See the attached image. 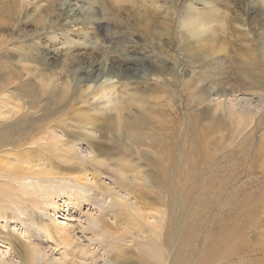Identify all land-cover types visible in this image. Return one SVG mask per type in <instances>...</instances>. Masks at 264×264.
Segmentation results:
<instances>
[{
    "label": "rangeland",
    "instance_id": "374dc122",
    "mask_svg": "<svg viewBox=\"0 0 264 264\" xmlns=\"http://www.w3.org/2000/svg\"><path fill=\"white\" fill-rule=\"evenodd\" d=\"M190 15L204 16L209 20L207 28H195L192 33L185 25ZM207 34L212 38L209 42L205 40ZM263 34L264 0H0V103L17 105L22 108V115H33L29 119L42 117L47 118V122L55 119L57 122L52 125L69 132L70 139L75 141L83 138L79 134L84 133L78 127L88 122L86 117L96 118L97 125L107 116L113 118L121 114L123 118L134 120L152 114L148 126L154 127L157 135L175 142L174 156L181 159L187 152L191 158L190 164L187 162L188 166H193L189 178L198 186L188 191L192 197L190 228L195 230L197 246L200 247L207 236L211 241L213 232L228 228L235 221L245 229L239 235V242L244 240L249 245H241L244 254L235 255L224 264H264V71L261 74L255 63L248 64L252 57L260 61L264 50ZM212 44L215 48H211ZM99 71L109 80L97 83L94 72L98 74ZM112 86L114 89L108 90L104 97L102 88ZM107 98L111 101L106 102ZM236 111L238 116H232ZM174 123L178 128L172 134ZM190 124L199 127V138L206 143L201 150L207 155L203 160L199 147L197 149L191 142L190 136L194 138V135L190 132ZM98 126L91 140L104 149L101 158L111 162L108 161L112 172L108 171L107 176L116 177V182L107 179V183L120 185L124 181L121 185L130 193L138 199L144 198V207L149 213L159 215L155 210L164 207L158 205L157 194L148 188L151 186L148 179L154 170L149 159L151 151L144 154L145 158L122 153L121 143L111 140L113 135L101 130L103 123ZM152 155L163 156L164 160L166 153L159 150ZM93 168L88 170V178L92 179L91 173L96 170ZM119 173L125 179L123 176L118 179ZM182 173V165H175V187L179 182L185 183ZM134 175L147 181L132 183L129 178ZM198 175L200 178L195 180ZM92 182L88 187H93L94 180ZM50 185L55 186L54 183L47 186ZM179 192L178 187L176 200L184 197ZM102 201L106 218L107 214L112 218L108 219L107 226H115L116 220L121 221L119 217L113 218L118 207L109 205L108 198ZM95 206L89 205L82 212L86 209L97 212ZM27 211L32 215L28 220L43 219L54 235L58 233L57 237L73 246L74 251L66 256L76 264H110L106 263L107 251L108 259L118 255L119 263L136 262L134 255L138 249L125 244L123 247V242L110 248L114 252L109 246L102 248L99 241L89 245V240L66 235L52 222L53 214L51 217L42 215L32 206ZM7 212L17 218V211L7 209ZM59 214L58 221L62 223L86 225L84 216L79 219L80 213L74 209L66 207ZM177 217L186 230L181 216ZM166 218L164 216L162 221L163 229L167 225ZM18 219L10 221L9 218L7 224L1 221L4 234L13 238L16 249L24 245L20 246L22 239L19 237L28 236L24 232L25 224ZM148 228V224L145 225L144 229ZM89 233L88 237L97 238L98 233ZM40 246L50 253L51 249L61 252L50 239ZM1 248L0 252L5 249ZM131 249L136 251L133 253ZM88 250L97 251V261L87 256ZM0 257H3L1 253ZM9 257L10 254L6 255ZM18 260L15 257L14 261Z\"/></svg>",
    "mask_w": 264,
    "mask_h": 264
},
{
    "label": "bare ground",
    "instance_id": "6f19581e",
    "mask_svg": "<svg viewBox=\"0 0 264 264\" xmlns=\"http://www.w3.org/2000/svg\"><path fill=\"white\" fill-rule=\"evenodd\" d=\"M207 21L209 20H206L204 16L193 15L185 22V25L188 26L193 33L195 32V28H197L196 30H200L201 27L207 28ZM203 36L205 37V35ZM209 37L210 34H207L205 37V40L208 42L212 39H209ZM211 48H215L213 47V44ZM246 53L248 52L246 51ZM254 63L255 66L259 67L257 70H259L260 73H263L264 50L260 61L258 59L257 61H254V58L252 57V60L248 64L253 66ZM94 74L97 83L103 80L104 76H106L104 72L100 71L98 74L96 72H94ZM249 76H252V74ZM106 79L109 80L107 77ZM102 89L103 96L107 97L109 93L107 91H112L114 86L111 88L106 87V89L103 87ZM110 101V98H107L106 102ZM29 103L30 102L27 104ZM8 105V102L0 103V122L2 124V128H0V238L2 240H0V242L3 243V246L0 245V250L2 249L1 247L5 248L7 245V247L0 252L3 256L0 257V264H76V261H72L70 256V258L67 257L70 255V252L74 251L73 246L70 245V243L67 241L64 242L60 237H57L58 233L57 236L54 235V232L52 231L53 229L51 230L50 226L46 224V221L43 219L40 218L38 222L28 220L32 217V215H29L31 213L27 211L31 206L32 208L41 211L42 215L49 217L53 214L55 217H53L54 220L52 222L57 227H60L66 235H71L82 241L89 240V245L95 244V242L99 241V243L102 244V248L105 249L106 246H109L110 249L112 246H119V243L123 242L122 246L125 244L136 250L138 249V252L134 255L136 261L134 264H224L225 261H229L228 259L231 257L244 254L245 251H243L244 249L241 245L246 247L249 245V242L244 240L239 242V235L245 229L241 225H236L234 223L235 221L228 228L224 227L221 230L218 228L217 233L213 232L211 241H209V236H207L203 239V243L200 244L201 246H197L198 243H196L195 240L198 242V239L195 230L194 228H190L192 221L190 215V211L192 210L190 200H192V197L188 191H193L198 186V184L195 185V181L192 182L193 180L191 181L189 178V176L193 174L191 169L193 166L187 165V162L190 164L191 158L187 152L183 153L181 159H177L178 157L176 158V156H174V152L177 150L175 142L172 140L170 141L161 135H157V131L154 130V127L152 129V126H148V124L152 122V114L151 117L143 115L134 120H128L126 117L123 118L121 114H118L113 118L107 116L105 117L106 119L100 123H103L104 125V128H101V130L113 135L111 140H116L121 143L119 146L122 147V153H131L139 156L143 155L144 157V154H146L147 151H151L152 157H149V159L153 162L152 167H154V170L149 176L148 183H151V186L148 188L157 194L156 199L158 200V205L164 207L160 210L159 208L155 210V212H159V215H152L149 213L144 207L146 206L144 198L141 199L140 195V200L130 193V190L124 187L125 185H121L124 184V181H121L122 183L120 185L107 183V179H111V181L114 182L116 177L110 174L107 176L106 173H108V171L110 173L112 172V168L110 167L109 169L108 161L110 162V160L107 158H101L104 149L98 147L96 141L91 140V138H95L94 129L98 128V125L100 124L96 125V118L86 117L88 120L86 124H89H85L83 127H78V129H81L84 133L79 134L83 137V140L80 139L79 141H75L70 139L71 136L69 135V132L52 125L57 122L55 119H52V121L49 120V122L46 121L47 118L42 117L38 120H35V117L29 119L33 115L29 113L22 115V108H19L17 105H9L8 108H5ZM233 108L234 107H232V109ZM147 112L149 113V111ZM234 113H231V115L235 116L239 112L236 111ZM64 121L68 125H71L70 121ZM172 127V134H175L178 126L174 123ZM189 128L191 129L190 132L194 135V138L190 136V139L192 138V141H190L194 143L197 149L199 147L198 151H201L206 143H204L202 138H199V127L190 124ZM70 134L73 133L71 132ZM159 150L163 151L164 154L166 153V156L164 155V160L163 156L157 157V155H152L156 154L157 151L159 152ZM199 156L200 159L203 160L204 156L206 157L207 155L205 152L201 151V155ZM121 157L122 155H120V158ZM123 159L121 158V160ZM123 161L126 162V159ZM120 164L121 167H123L122 163ZM175 165H182L183 167L182 176L185 183H177L180 190L179 193H182L184 196L182 197V200H176L175 196L176 188H178L175 187V181L173 178V168ZM118 166L119 164L117 167ZM90 167L96 169L92 172L94 174L91 173L92 179L88 178L87 175L90 173L88 171L91 169ZM121 176H123V174L119 173V177L117 178L119 179ZM134 177H130L131 179L129 178L132 183H138V181L140 182L141 180L144 182L147 181V179L144 180L145 178L139 176ZM122 178H124V176ZM188 178L192 184L188 182ZM199 178L200 175H198L195 180H198ZM92 180H94V185H92L93 187L91 188L88 187V183L91 185L93 183ZM34 181H36V183H34ZM144 182L142 183L144 184ZM49 183H54L55 186H47ZM145 185L147 186V183H145ZM38 187L39 194L37 193ZM35 192L37 193V197H35ZM135 192L137 191L135 190ZM146 193L147 192L144 194ZM95 197L100 200L97 198L95 199ZM104 198L109 199V205L114 204L115 207H118L117 215L113 218L115 220L118 217L120 218L121 221L116 220L119 222V225L116 222L115 226H107L108 219L111 221L112 218L110 217L111 214H107L108 219L106 218L105 208H103L104 203L102 201ZM89 205H96L97 207H95L98 209H95V211L97 212H94V209H86L87 211L82 212L83 209L89 207ZM13 206H15V208ZM66 207L70 208V210L74 209L77 213H80V216H78L79 219L83 215L86 219V225L84 226L82 222L83 225L78 224L79 222L62 223L58 221L60 217L57 215H60L59 213L62 214V210ZM7 209L11 212L17 211V218L15 219V215L9 216ZM188 209H190L189 212L182 213V211H188ZM202 211H204V209H202ZM207 211L208 208L205 210L204 214H207ZM114 214H116V211H114ZM178 214L182 218L181 223L186 224V228H184L186 230H183L180 220L177 217ZM164 216H167V225L163 229L162 225L164 224H162V221L164 220ZM185 216H187V218ZM9 218L11 219L10 221L19 220L18 218H20L22 224H25L24 232H26L28 236L24 238H21V236L19 237L22 239V244H20V246L24 244L22 247H18L19 249L15 248V241L13 242V238L8 237V234H4V224H2L1 221L7 224ZM67 219L71 221V217ZM130 224L132 226L130 228L127 227ZM147 224L149 228L144 229ZM14 228L15 227L13 226L12 231ZM99 228L101 230L96 232V229L98 230ZM79 232L81 235L78 234ZM88 232L93 233V235L94 233H98L99 236H96L98 235L96 234L95 237L97 238H93L94 236L92 238L88 237ZM21 233L23 234V231H21ZM49 239L61 250L60 252L51 249V253L56 256L51 255L49 250L45 249L44 246H40L44 242L49 241ZM35 240L39 241V243H33ZM80 244L82 245L84 243L82 242ZM89 247L87 248L89 249ZM224 249H226V251H224ZM110 250L113 251L114 249ZM56 251L57 253H55ZM62 251H66V253ZM94 251L88 250V252H90L89 254L87 251L85 252L88 254L87 256L91 255L94 261H97V251ZM135 251L134 249H131V252L134 253ZM105 253L108 254L109 258V251ZM262 253V259H264V251ZM8 254H10V257L6 258V255ZM48 255L50 257H48ZM12 257L14 259L16 257L19 260L14 261ZM193 257H196V259ZM108 258L106 263L133 264L124 261L119 263L117 260L118 255H114V257L112 256L111 259Z\"/></svg>",
    "mask_w": 264,
    "mask_h": 264
}]
</instances>
